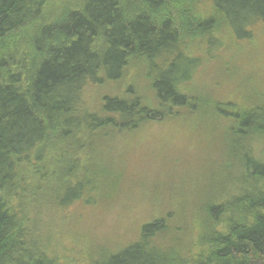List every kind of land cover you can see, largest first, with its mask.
<instances>
[{"label": "trees", "instance_id": "1", "mask_svg": "<svg viewBox=\"0 0 264 264\" xmlns=\"http://www.w3.org/2000/svg\"><path fill=\"white\" fill-rule=\"evenodd\" d=\"M78 6L60 9L38 28L49 8L46 0H0V264H58L49 250L35 253L34 243L24 240L22 212L37 204L43 191L51 190V203L62 208L81 199L97 205L80 192L85 183L74 181L79 133L132 135L156 122H176L198 102L188 90L201 69L195 54L219 51L227 40L248 38L254 28L264 27V0H82ZM200 8L215 18H200ZM26 27L34 38H17ZM132 64L150 77L151 105L130 86L123 94L100 98L99 114L87 117V88L121 83ZM232 107L217 102L207 117L227 121L225 153L238 159L232 151L244 139L264 142V107L241 115L229 113ZM52 165L53 174L61 172L57 179L51 175L62 183L56 193L45 186ZM242 171L237 186L254 189L238 193L227 207H202L209 226L221 224L217 232L207 231L210 238L200 233L198 244L179 250L183 219L171 226V210L169 217L142 225L137 241L108 259L99 253L101 260L91 264H264V162L242 161ZM230 212L239 218L219 221ZM187 224L185 219V230ZM200 245L210 247L192 255Z\"/></svg>", "mask_w": 264, "mask_h": 264}, {"label": "rangeland", "instance_id": "2", "mask_svg": "<svg viewBox=\"0 0 264 264\" xmlns=\"http://www.w3.org/2000/svg\"><path fill=\"white\" fill-rule=\"evenodd\" d=\"M46 1L49 8L36 25L38 28L52 21L51 16L59 14L60 9H78L82 2ZM200 9L196 13L202 14V19L213 17ZM34 35L26 27L17 33V38L33 39ZM239 39L227 40L219 51L195 54L200 58L201 69L188 90L192 100L198 102L185 112L182 120L156 122L132 135L88 138L87 133H79L78 143L82 150L77 159L78 168L74 170V181L85 183L80 192L95 199L97 205L86 204L81 199L74 206L62 208L58 203H51L48 194L51 190L43 191L39 203L26 206L28 208L22 212L27 235L24 240L34 243L35 253L49 250L48 254L52 253L58 264H91L100 261L104 253L107 257H102L108 259L137 241L142 225L164 215L169 217L171 210L174 211L171 226L177 225L179 218L183 219L179 225L183 229L178 233L182 238L179 250H189L191 243L198 244L200 233L205 234L211 228L215 232L220 229L219 223L209 226L202 207H225L238 193L254 189L250 184L241 189L237 186L243 174L242 161L264 162V142L257 138L244 139L232 151L238 159L229 158L231 154L225 153L230 145L225 136L227 121L221 117H207L217 102L231 103L233 107L229 113L239 112L240 115L256 106L264 107V27L254 28L250 37ZM29 55L36 61L34 53ZM29 55L25 57L27 63ZM20 56V53L16 55V60ZM149 79L145 68L132 64L121 83L87 88L83 100L87 117L92 111L99 114L100 98L123 94L130 86L142 97L144 105L150 106L153 99ZM201 117L203 120L199 119ZM236 124L239 125V121ZM53 169L54 165L48 169L45 186L56 193L62 187V183L56 182L61 172L55 170V179L51 176H54ZM231 213L222 215L219 221L239 218ZM185 219L193 227L187 224L185 230ZM192 229L193 237L187 240ZM211 234L207 232L209 238ZM166 237L171 240L174 235L169 232ZM204 247L200 245L192 255L205 252L210 245ZM180 255L186 257L187 254L182 251Z\"/></svg>", "mask_w": 264, "mask_h": 264}]
</instances>
